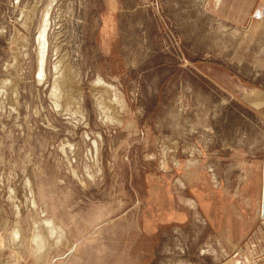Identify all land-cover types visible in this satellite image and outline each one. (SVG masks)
I'll use <instances>...</instances> for the list:
<instances>
[{
    "label": "rangeland",
    "instance_id": "obj_1",
    "mask_svg": "<svg viewBox=\"0 0 264 264\" xmlns=\"http://www.w3.org/2000/svg\"><path fill=\"white\" fill-rule=\"evenodd\" d=\"M263 223L264 0H0V264H264Z\"/></svg>",
    "mask_w": 264,
    "mask_h": 264
},
{
    "label": "bare ground",
    "instance_id": "obj_2",
    "mask_svg": "<svg viewBox=\"0 0 264 264\" xmlns=\"http://www.w3.org/2000/svg\"><path fill=\"white\" fill-rule=\"evenodd\" d=\"M48 23H49V21H48V19H46L44 28H43V30H41V34H40V37H39V62H40L39 77L40 78H44L45 77V68H46L45 60H46V51H47V38L46 37H47ZM47 224H48V230L52 234L55 233L56 231L54 229L55 226H54L53 221H49ZM40 237L41 236L36 235L35 236V240H34V242L36 243L35 248H36L37 251L42 249L44 244H45V243L43 244V240H44V239L42 240L43 237H41V238ZM34 242H33V244H34ZM39 252H37V253H39Z\"/></svg>",
    "mask_w": 264,
    "mask_h": 264
},
{
    "label": "crops",
    "instance_id": "obj_3",
    "mask_svg": "<svg viewBox=\"0 0 264 264\" xmlns=\"http://www.w3.org/2000/svg\"><path fill=\"white\" fill-rule=\"evenodd\" d=\"M263 226H264V223H263V225H262V227L257 231V233H256V235L254 236V238L250 241V243H252L253 244V242L255 241L256 242V239L258 238V239H261L260 240V242L262 241V243H264V233H262V228H263ZM262 233V234H261ZM260 253H262V255L261 256H264V252H259L258 254H260ZM248 255V257H249V259H250V257H252L253 255H249V253H245L244 255ZM258 254H256V256L258 255ZM241 256H243V255H241ZM238 257V255L236 256V255H234V259L236 260V258ZM230 258V257H229ZM260 258V257H259ZM235 263H238V262H235ZM247 264L246 262H243V261H241V262H239L238 264Z\"/></svg>",
    "mask_w": 264,
    "mask_h": 264
}]
</instances>
